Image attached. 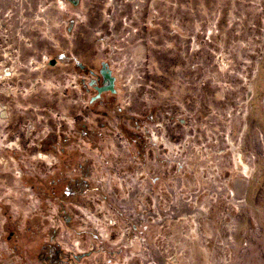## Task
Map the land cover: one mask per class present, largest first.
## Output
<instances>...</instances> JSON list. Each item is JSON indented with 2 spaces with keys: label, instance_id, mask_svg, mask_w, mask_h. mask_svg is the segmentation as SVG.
Segmentation results:
<instances>
[{
  "label": "rangeland",
  "instance_id": "1",
  "mask_svg": "<svg viewBox=\"0 0 264 264\" xmlns=\"http://www.w3.org/2000/svg\"><path fill=\"white\" fill-rule=\"evenodd\" d=\"M0 70V264H264V0H0Z\"/></svg>",
  "mask_w": 264,
  "mask_h": 264
},
{
  "label": "water",
  "instance_id": "2",
  "mask_svg": "<svg viewBox=\"0 0 264 264\" xmlns=\"http://www.w3.org/2000/svg\"><path fill=\"white\" fill-rule=\"evenodd\" d=\"M103 75L105 79L109 82L108 86L97 88V91L99 92V95H101L104 92H112L115 93V78L112 77L111 71H103Z\"/></svg>",
  "mask_w": 264,
  "mask_h": 264
},
{
  "label": "flooded vegetation",
  "instance_id": "3",
  "mask_svg": "<svg viewBox=\"0 0 264 264\" xmlns=\"http://www.w3.org/2000/svg\"><path fill=\"white\" fill-rule=\"evenodd\" d=\"M57 62L56 61H54V60H52L51 61V64L52 65H54V64H56ZM41 64H43V63H41ZM43 67H44V65H43ZM41 68V67H40ZM80 69H82V70H85V67L84 66H82V65H80ZM102 77L105 79V77H104V75H103V72H102ZM101 77L99 76V79H100ZM106 80V79H105ZM107 81V80H106ZM108 82V81H107ZM109 83V82H108ZM99 84V83H98ZM99 88V87H98ZM100 88H102V87H100ZM3 116H4V114H3Z\"/></svg>",
  "mask_w": 264,
  "mask_h": 264
},
{
  "label": "bare ground",
  "instance_id": "4",
  "mask_svg": "<svg viewBox=\"0 0 264 264\" xmlns=\"http://www.w3.org/2000/svg\"><path fill=\"white\" fill-rule=\"evenodd\" d=\"M43 65H44V64L39 63V67L42 68ZM6 74H8V71H5V70H4V71H1V70H0V77H1V76H2V77H5ZM3 114H4V113H3Z\"/></svg>",
  "mask_w": 264,
  "mask_h": 264
}]
</instances>
